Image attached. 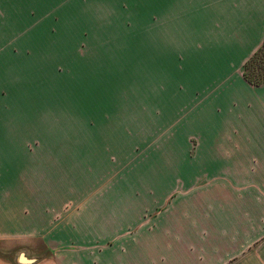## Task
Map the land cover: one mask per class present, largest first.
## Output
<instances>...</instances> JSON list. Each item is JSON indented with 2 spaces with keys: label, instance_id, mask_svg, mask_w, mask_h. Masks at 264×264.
I'll return each instance as SVG.
<instances>
[{
  "label": "crops",
  "instance_id": "1",
  "mask_svg": "<svg viewBox=\"0 0 264 264\" xmlns=\"http://www.w3.org/2000/svg\"><path fill=\"white\" fill-rule=\"evenodd\" d=\"M151 5L152 27L162 31L153 44L168 75L152 117L166 126L167 140L183 142V176H168L166 199L139 203L132 214L143 221L130 230L132 214L112 201L86 223L71 219L64 227L60 219L52 226L61 203L46 193L35 202V192L8 182L0 238L42 237L52 253L25 264H264V84L252 85L242 74L264 44V0ZM17 140L31 139L0 137L12 152ZM37 141L34 151L58 150L51 139ZM146 210L155 212L145 217Z\"/></svg>",
  "mask_w": 264,
  "mask_h": 264
},
{
  "label": "rangeland",
  "instance_id": "2",
  "mask_svg": "<svg viewBox=\"0 0 264 264\" xmlns=\"http://www.w3.org/2000/svg\"><path fill=\"white\" fill-rule=\"evenodd\" d=\"M152 10L151 0H0V137L31 139L14 141V152L0 141V201L8 182L35 192V202L46 193L61 203L51 225L68 227L97 218L109 201L132 214L168 197V176H183L185 147L152 117L168 83ZM42 138L58 150L34 151ZM130 221L129 230L143 220L133 213ZM21 253L52 256L42 237L0 238V261L25 264Z\"/></svg>",
  "mask_w": 264,
  "mask_h": 264
},
{
  "label": "trees",
  "instance_id": "3",
  "mask_svg": "<svg viewBox=\"0 0 264 264\" xmlns=\"http://www.w3.org/2000/svg\"><path fill=\"white\" fill-rule=\"evenodd\" d=\"M242 74L252 85L264 84V44L244 63Z\"/></svg>",
  "mask_w": 264,
  "mask_h": 264
},
{
  "label": "water",
  "instance_id": "4",
  "mask_svg": "<svg viewBox=\"0 0 264 264\" xmlns=\"http://www.w3.org/2000/svg\"><path fill=\"white\" fill-rule=\"evenodd\" d=\"M19 260L22 261V262H28V261H30V259L27 258V257H25L23 253H21L19 255Z\"/></svg>",
  "mask_w": 264,
  "mask_h": 264
}]
</instances>
